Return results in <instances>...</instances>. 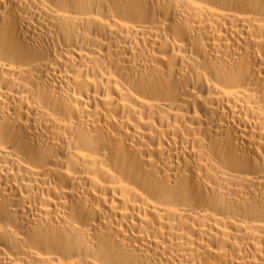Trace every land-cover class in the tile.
Returning <instances> with one entry per match:
<instances>
[{
  "label": "bare ground",
  "instance_id": "6f19581e",
  "mask_svg": "<svg viewBox=\"0 0 264 264\" xmlns=\"http://www.w3.org/2000/svg\"><path fill=\"white\" fill-rule=\"evenodd\" d=\"M0 264H264V0H0Z\"/></svg>",
  "mask_w": 264,
  "mask_h": 264
}]
</instances>
